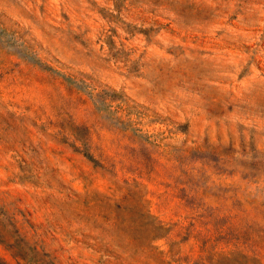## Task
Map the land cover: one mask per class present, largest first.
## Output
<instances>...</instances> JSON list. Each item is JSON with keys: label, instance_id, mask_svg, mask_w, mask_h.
I'll return each instance as SVG.
<instances>
[{"label": "rangeland", "instance_id": "374dc122", "mask_svg": "<svg viewBox=\"0 0 264 264\" xmlns=\"http://www.w3.org/2000/svg\"><path fill=\"white\" fill-rule=\"evenodd\" d=\"M0 264H264V0H0Z\"/></svg>", "mask_w": 264, "mask_h": 264}]
</instances>
